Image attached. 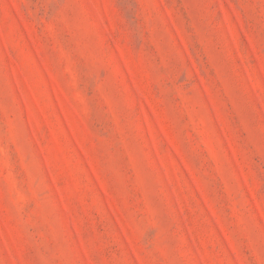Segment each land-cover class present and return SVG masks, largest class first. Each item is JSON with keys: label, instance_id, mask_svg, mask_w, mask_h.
I'll return each instance as SVG.
<instances>
[{"label": "rangeland", "instance_id": "obj_1", "mask_svg": "<svg viewBox=\"0 0 264 264\" xmlns=\"http://www.w3.org/2000/svg\"><path fill=\"white\" fill-rule=\"evenodd\" d=\"M0 264H264V0H0Z\"/></svg>", "mask_w": 264, "mask_h": 264}]
</instances>
